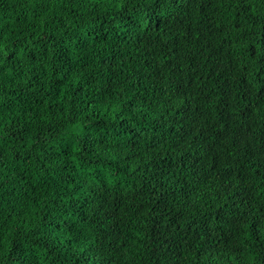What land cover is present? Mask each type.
I'll use <instances>...</instances> for the list:
<instances>
[{"label":"trees","instance_id":"1","mask_svg":"<svg viewBox=\"0 0 264 264\" xmlns=\"http://www.w3.org/2000/svg\"><path fill=\"white\" fill-rule=\"evenodd\" d=\"M0 264H264V0H0Z\"/></svg>","mask_w":264,"mask_h":264}]
</instances>
